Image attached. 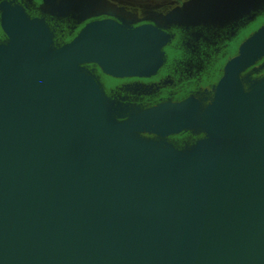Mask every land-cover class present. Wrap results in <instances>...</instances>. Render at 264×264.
I'll return each instance as SVG.
<instances>
[{"label": "water", "instance_id": "water-1", "mask_svg": "<svg viewBox=\"0 0 264 264\" xmlns=\"http://www.w3.org/2000/svg\"><path fill=\"white\" fill-rule=\"evenodd\" d=\"M1 28L0 264H264V75L241 78L264 27L208 105L145 110L114 103L84 66L151 77L171 39L158 27L95 21L55 48L42 20L6 6ZM181 132L204 137L164 139Z\"/></svg>", "mask_w": 264, "mask_h": 264}, {"label": "flooded vegetation", "instance_id": "flooded-vegetation-1", "mask_svg": "<svg viewBox=\"0 0 264 264\" xmlns=\"http://www.w3.org/2000/svg\"><path fill=\"white\" fill-rule=\"evenodd\" d=\"M6 6L21 7L30 19L42 20L55 48L72 41L86 24L103 20L132 29L156 26L170 35V42L162 49L163 63L151 77L116 79L104 75L96 65L84 66L110 100L140 110L189 97L208 105L225 63L237 55L244 40L264 27V0H0V44L7 42L1 28ZM181 11L206 20L178 26L170 16L175 18ZM258 19L262 23L250 30ZM263 75L264 57L241 74L244 88L248 81ZM203 137L181 132L164 139L181 150Z\"/></svg>", "mask_w": 264, "mask_h": 264}, {"label": "rangeland", "instance_id": "rangeland-1", "mask_svg": "<svg viewBox=\"0 0 264 264\" xmlns=\"http://www.w3.org/2000/svg\"><path fill=\"white\" fill-rule=\"evenodd\" d=\"M261 19H258L257 21L254 22L253 27L250 28V30H255L258 26V24H261L262 22H260ZM114 82V81H113ZM112 80L109 81V83H113Z\"/></svg>", "mask_w": 264, "mask_h": 264}]
</instances>
